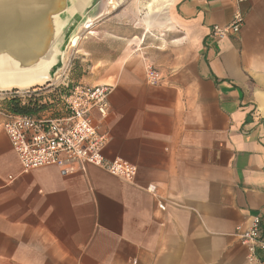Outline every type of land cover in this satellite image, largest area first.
<instances>
[{
  "label": "crops",
  "instance_id": "crops-1",
  "mask_svg": "<svg viewBox=\"0 0 264 264\" xmlns=\"http://www.w3.org/2000/svg\"><path fill=\"white\" fill-rule=\"evenodd\" d=\"M117 1L79 36L66 78L111 88L92 120L104 158L136 176L23 173L0 96V264H245L235 229L264 222V0L242 4L244 27L222 40L210 30L231 22L230 0Z\"/></svg>",
  "mask_w": 264,
  "mask_h": 264
},
{
  "label": "built area",
  "instance_id": "built-area-1",
  "mask_svg": "<svg viewBox=\"0 0 264 264\" xmlns=\"http://www.w3.org/2000/svg\"><path fill=\"white\" fill-rule=\"evenodd\" d=\"M247 1L230 0L234 7L231 22L222 27L212 26L210 36L222 40L238 35L245 24L241 5ZM68 65L69 61L53 83H48L50 86L0 92V96L7 95L20 105H37L35 114H9L1 125L22 172L57 167L65 174H73L93 166L111 176L132 181L137 173L134 165L121 159L104 158L107 137L98 132L91 116L96 111L101 119L107 117L111 88L70 82L65 75ZM145 77L153 86L161 80L153 65L146 66ZM159 208L164 209L162 205ZM234 235L245 249V264H264V222L258 216L251 218L248 227H236Z\"/></svg>",
  "mask_w": 264,
  "mask_h": 264
},
{
  "label": "water",
  "instance_id": "water-1",
  "mask_svg": "<svg viewBox=\"0 0 264 264\" xmlns=\"http://www.w3.org/2000/svg\"><path fill=\"white\" fill-rule=\"evenodd\" d=\"M19 1L0 0V64L13 74V82H20L31 78L42 61L52 60L41 82L25 89L30 90L50 83L63 68V54L71 37L96 15L100 0H37L34 9L26 7L30 9L26 13L20 12Z\"/></svg>",
  "mask_w": 264,
  "mask_h": 264
},
{
  "label": "bare ground",
  "instance_id": "bare-ground-1",
  "mask_svg": "<svg viewBox=\"0 0 264 264\" xmlns=\"http://www.w3.org/2000/svg\"><path fill=\"white\" fill-rule=\"evenodd\" d=\"M36 3H37V0H20L19 3H16V4H20L23 7V10H21L20 12L26 13L30 10L29 8H26V7L29 6V7H32L34 9L36 6ZM108 3H109V5H111V9H115L116 7H118V1L117 0H115V1L109 0ZM16 4H14V7ZM17 7L19 10L20 9L19 5H17ZM25 13H23L22 15H19V17L20 18L24 17L23 15H25ZM19 20L21 22H24V19H19ZM92 22H93V20L91 18H88V20L84 24L81 25V27H80L81 29L78 31V33H75L71 37L70 42L67 46V49L75 50L79 36L82 34V32H88L90 30V28L92 26ZM65 57H66V52L63 54V61H64ZM52 62H53L52 60H49L47 62L42 61L41 64L38 65L36 72L33 73L31 78H28V76H27L24 79V81H20V82H13L11 79L13 74L6 72L3 69L5 66L0 64V92L9 91V89L11 87H15L17 90H25L28 87H30L31 85H34L36 83H40L41 80L43 79V75H45L44 74L45 71L50 67ZM4 75L9 77V79L4 81V79L6 78V76L4 77Z\"/></svg>",
  "mask_w": 264,
  "mask_h": 264
},
{
  "label": "rangeland",
  "instance_id": "rangeland-1",
  "mask_svg": "<svg viewBox=\"0 0 264 264\" xmlns=\"http://www.w3.org/2000/svg\"><path fill=\"white\" fill-rule=\"evenodd\" d=\"M108 2H109V0H100L99 5L97 7L96 15L91 18L93 20L92 26H91L92 30H93V27L95 28L98 25V23H100V24L103 23L104 24L103 20H105L109 16L111 17V14H114L115 11H117L119 8H121L123 6V4H122L119 7H116L115 9H111V5H109ZM125 2H127V0ZM140 18H142V16ZM80 27L77 29L76 33H78V31L81 29ZM93 32H95V31H93ZM82 34L80 36L82 40L86 39L87 37H95V35H98V34L93 33L92 35L86 36L85 32H82ZM78 50H79V47H78L77 50H73V49L69 50V49L66 48V51H65L66 52V57H65V59L63 61V66L66 65L68 63V61H71L75 57H77ZM67 73L68 72H66L65 75H67Z\"/></svg>",
  "mask_w": 264,
  "mask_h": 264
},
{
  "label": "trees",
  "instance_id": "trees-1",
  "mask_svg": "<svg viewBox=\"0 0 264 264\" xmlns=\"http://www.w3.org/2000/svg\"><path fill=\"white\" fill-rule=\"evenodd\" d=\"M11 105H10V110H12V112L14 114H18V115H32L35 114L37 112V105L36 104H32V105H20V103L14 99H11Z\"/></svg>",
  "mask_w": 264,
  "mask_h": 264
}]
</instances>
